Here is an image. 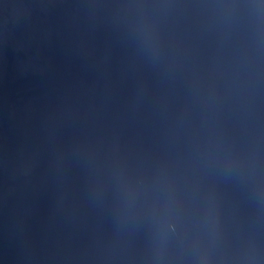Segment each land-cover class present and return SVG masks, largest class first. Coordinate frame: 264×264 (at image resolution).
Instances as JSON below:
<instances>
[{"label": "water", "instance_id": "1", "mask_svg": "<svg viewBox=\"0 0 264 264\" xmlns=\"http://www.w3.org/2000/svg\"><path fill=\"white\" fill-rule=\"evenodd\" d=\"M0 264H264V0H0Z\"/></svg>", "mask_w": 264, "mask_h": 264}]
</instances>
